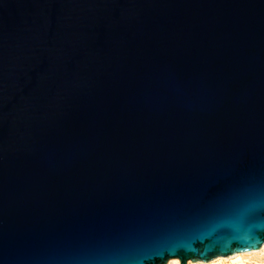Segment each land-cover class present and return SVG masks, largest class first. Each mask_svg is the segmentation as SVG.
Masks as SVG:
<instances>
[{"label": "water", "instance_id": "obj_1", "mask_svg": "<svg viewBox=\"0 0 264 264\" xmlns=\"http://www.w3.org/2000/svg\"><path fill=\"white\" fill-rule=\"evenodd\" d=\"M263 245L264 0H0V264Z\"/></svg>", "mask_w": 264, "mask_h": 264}, {"label": "bare ground", "instance_id": "obj_2", "mask_svg": "<svg viewBox=\"0 0 264 264\" xmlns=\"http://www.w3.org/2000/svg\"><path fill=\"white\" fill-rule=\"evenodd\" d=\"M264 254V245L257 251H248L230 255L228 257H218L210 262H194L193 264H244L246 259H251L258 254ZM257 264H264V259L259 260Z\"/></svg>", "mask_w": 264, "mask_h": 264}, {"label": "built area", "instance_id": "obj_3", "mask_svg": "<svg viewBox=\"0 0 264 264\" xmlns=\"http://www.w3.org/2000/svg\"><path fill=\"white\" fill-rule=\"evenodd\" d=\"M264 259V254L260 253L257 256L252 257L251 259H246L244 264H257L259 260Z\"/></svg>", "mask_w": 264, "mask_h": 264}, {"label": "snow or ice", "instance_id": "obj_4", "mask_svg": "<svg viewBox=\"0 0 264 264\" xmlns=\"http://www.w3.org/2000/svg\"><path fill=\"white\" fill-rule=\"evenodd\" d=\"M244 246H247V247H257L258 246V242L248 241V242L245 243Z\"/></svg>", "mask_w": 264, "mask_h": 264}]
</instances>
